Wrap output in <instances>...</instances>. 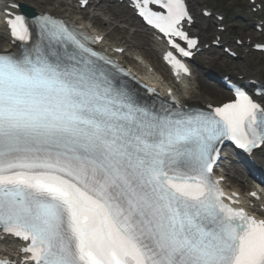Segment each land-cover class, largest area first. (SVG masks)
Listing matches in <instances>:
<instances>
[{
    "label": "snow or ice",
    "instance_id": "snow-or-ice-1",
    "mask_svg": "<svg viewBox=\"0 0 264 264\" xmlns=\"http://www.w3.org/2000/svg\"><path fill=\"white\" fill-rule=\"evenodd\" d=\"M136 6L187 39L183 0ZM8 26L19 43L0 54V232L26 242L31 264H264V219L226 204L212 178L224 140L264 146V108L239 89L211 110L146 105L82 30L47 13Z\"/></svg>",
    "mask_w": 264,
    "mask_h": 264
},
{
    "label": "bare ground",
    "instance_id": "bare-ground-1",
    "mask_svg": "<svg viewBox=\"0 0 264 264\" xmlns=\"http://www.w3.org/2000/svg\"><path fill=\"white\" fill-rule=\"evenodd\" d=\"M190 1L192 4L193 13L196 14V7H199L203 0ZM8 2H12L14 4L27 5L28 7H31L36 13H41L44 11L53 12L58 15H66L69 13H73L71 7H69L67 4H64L63 2L52 4L49 2V0H4L0 3V5L4 9H8ZM80 15L82 16V14ZM93 21L99 26L95 27L99 34L105 36L104 42L102 44L103 48H107L108 51H111L112 48H125V53L120 56V58L123 57V59L130 66L136 67L137 65H139V62H141L145 66L151 67L154 70V74L152 76L155 77V79L161 86H171L182 104L195 103L199 106H205L209 104L218 105L228 99L229 95L228 93H226V91L220 90L219 88L210 89L206 87L205 83L199 76L196 79L197 85H195L194 83H190L189 80L183 83L182 87L173 84V82L170 81L169 76L164 71V67L161 65L160 59L157 57L156 52L158 50V45H155L150 50H147L145 49L146 44L144 45L143 43L139 42L134 45H131L126 37H123V43H108V41H106V38L110 40L111 38H114L115 34L106 31V29L102 27L103 25L97 17H95ZM194 28V32L199 35V37L203 41V45L208 44L212 41L208 36V33L211 29L210 25H205L204 23L197 22L194 24ZM14 49V47L9 45L7 35L0 24V51L6 52ZM211 53L212 52L209 49L203 51L202 55L195 58L194 66H196L201 73L208 70H219V65L216 62V58L213 57ZM132 57H135V59H133ZM246 78L248 77L246 76ZM252 158L257 164H261V162L256 157L252 156ZM263 161L264 160H262V162ZM234 172L235 177L243 178V174L239 170H234ZM227 182L228 184L226 183V188L230 190H236L238 193L243 195V188H245L244 186L240 184H234L233 180H227ZM247 188L248 191L255 189V187H253L251 183L247 185ZM261 196L263 199L257 203H254L255 205L252 207V211L264 218V212L259 211V208L261 206H264V193H261ZM0 251L5 255L13 256L15 254L14 242L12 240L5 239L2 242Z\"/></svg>",
    "mask_w": 264,
    "mask_h": 264
},
{
    "label": "rangeland",
    "instance_id": "rangeland-1",
    "mask_svg": "<svg viewBox=\"0 0 264 264\" xmlns=\"http://www.w3.org/2000/svg\"><path fill=\"white\" fill-rule=\"evenodd\" d=\"M58 1L70 3V0H50L51 3H56ZM71 1L73 6H75V0ZM262 2L264 6V0H262ZM205 6L211 7L225 16L224 23L227 25V31L224 35L226 39L233 41V38L236 36L243 39L247 36L256 35L258 40L264 41V33H255L253 28L249 25L254 16L250 13V7L245 0H206ZM104 8H106V6L100 5L94 7L92 10L89 9L85 18H87L94 27H99L93 21L94 17H98L101 20L102 27L106 29V31L115 34L114 38H111L110 40L107 39L108 42L119 43L122 42L123 37H126L131 45L140 42L144 45L146 44L145 49L149 50L150 44L152 43V37L148 35L143 28L138 26L136 19L131 16L125 8L116 5L110 7L108 11H104ZM82 13L86 12L84 11ZM245 13H247V15H245ZM213 21V17L205 22L203 21V23L210 25L211 27L209 32L210 38L213 35L211 31L215 29ZM113 29H115V31H113ZM135 31L137 32L134 33ZM213 56L218 58L217 62L220 68L219 71L223 74L235 75L236 73H241L245 75H259L264 79V57L260 55L249 54L245 60H231L224 56L220 49H214ZM194 71L196 73L195 75H198L201 78L204 74L211 73L207 71L201 74L196 69ZM212 84V82H206L208 88L214 89L215 86ZM263 155L264 149L261 150L258 157L263 159ZM232 169L239 170L245 175L247 174L244 168L240 167L238 164H234Z\"/></svg>",
    "mask_w": 264,
    "mask_h": 264
}]
</instances>
